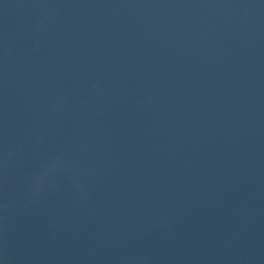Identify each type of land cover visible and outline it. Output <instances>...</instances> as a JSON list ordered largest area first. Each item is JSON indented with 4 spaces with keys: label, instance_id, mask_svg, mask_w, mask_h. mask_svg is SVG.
I'll return each mask as SVG.
<instances>
[{
    "label": "water",
    "instance_id": "obj_1",
    "mask_svg": "<svg viewBox=\"0 0 264 264\" xmlns=\"http://www.w3.org/2000/svg\"><path fill=\"white\" fill-rule=\"evenodd\" d=\"M2 264H264V0H0Z\"/></svg>",
    "mask_w": 264,
    "mask_h": 264
},
{
    "label": "snow or ice",
    "instance_id": "obj_2",
    "mask_svg": "<svg viewBox=\"0 0 264 264\" xmlns=\"http://www.w3.org/2000/svg\"><path fill=\"white\" fill-rule=\"evenodd\" d=\"M0 264H2V262H0Z\"/></svg>",
    "mask_w": 264,
    "mask_h": 264
}]
</instances>
